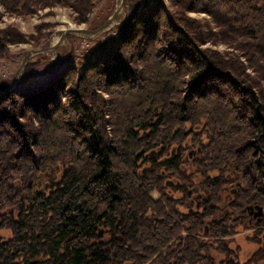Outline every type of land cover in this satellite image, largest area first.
Masks as SVG:
<instances>
[{"label":"trees","instance_id":"trees-1","mask_svg":"<svg viewBox=\"0 0 264 264\" xmlns=\"http://www.w3.org/2000/svg\"><path fill=\"white\" fill-rule=\"evenodd\" d=\"M94 1L0 3L82 23ZM131 2L113 51L0 95V264H264V221L247 261L233 246L264 208V0H170L176 23ZM25 40L0 28V53Z\"/></svg>","mask_w":264,"mask_h":264},{"label":"rangeland","instance_id":"rangeland-1","mask_svg":"<svg viewBox=\"0 0 264 264\" xmlns=\"http://www.w3.org/2000/svg\"><path fill=\"white\" fill-rule=\"evenodd\" d=\"M122 1L95 0L92 10L88 14L89 21L82 23L77 21V12L71 5L41 6L32 14H23L12 12L0 3V28L17 29L26 38L24 42L8 44L7 50L0 53V83L6 81L11 84L17 69L29 51L57 43L64 32L70 28L96 29L100 27L121 5ZM129 4V0H126L124 8L115 18V24L108 29L111 31L110 38H107V34L104 33L107 30L100 34H68L55 49L34 54L28 62H36V64L27 70H25L27 64L25 65L17 76L15 86L34 88L39 85H46L68 65L77 66L78 70H81L82 66L79 59L82 54L86 55L84 62L89 63L91 59L100 57L102 50L113 51L117 34L116 27L126 18ZM157 6H163L173 23H176L174 7L170 0H139L138 12L143 14ZM188 15L202 20L204 24H210L214 30H218V26L208 13L188 12ZM103 43L104 45H102ZM203 46L222 53H239L223 41H218V43L209 41ZM244 55L242 52L241 59L248 65L247 72L255 74V71L249 68V62ZM0 234L8 237L10 232L5 231ZM253 234V231L244 228L235 236L233 246L239 247V255L242 261H247L259 246L255 240L250 238ZM212 253L216 255V260L220 261L222 258L220 254L218 255L214 250Z\"/></svg>","mask_w":264,"mask_h":264},{"label":"water","instance_id":"water-1","mask_svg":"<svg viewBox=\"0 0 264 264\" xmlns=\"http://www.w3.org/2000/svg\"><path fill=\"white\" fill-rule=\"evenodd\" d=\"M126 0H123L121 5L114 11V13L109 17V19L103 24L101 25L100 27L96 28V29H88V28H70L68 30H66L64 32V34L60 37V39L57 41V43L53 44V45H50L48 47H42V48H38V49H34V50H31L27 53V55L24 57L21 65L19 66V68L17 69L13 79H12V82L10 84V86L4 90V91H0V95H3L5 94L7 91H9L11 88L15 87V81L17 79V76L18 74L20 73V71L25 67V65L27 64L28 60L34 55V54H37V53H41V52H45V51H51L53 49H55L63 40L64 38L70 34V33H76V34H100L106 30H108L111 26H113L115 24V18L119 15V13L122 11V9L124 8V3H125ZM129 9L133 8V3L131 2L129 4ZM168 184L169 185H173V182L172 181H168ZM256 207V209L258 210L256 212V215L258 216H262L264 215V208L260 205H257V206H253L251 205L250 206V209H253Z\"/></svg>","mask_w":264,"mask_h":264},{"label":"flooded vegetation","instance_id":"flooded-vegetation-1","mask_svg":"<svg viewBox=\"0 0 264 264\" xmlns=\"http://www.w3.org/2000/svg\"><path fill=\"white\" fill-rule=\"evenodd\" d=\"M194 190H195L196 194H198V196L202 195V193L199 192L198 189L195 188ZM231 190H232V192H236V188H232ZM250 206L251 205H248V211H247L248 213H247V217L244 220V222H245L246 226L249 227V230L253 231V230H255V225L264 221V215H262V216L256 215V212L258 210L256 209V207L254 208V210L250 209ZM258 227H264V225H258Z\"/></svg>","mask_w":264,"mask_h":264},{"label":"bare ground","instance_id":"bare-ground-1","mask_svg":"<svg viewBox=\"0 0 264 264\" xmlns=\"http://www.w3.org/2000/svg\"><path fill=\"white\" fill-rule=\"evenodd\" d=\"M1 91V90H0Z\"/></svg>","mask_w":264,"mask_h":264}]
</instances>
